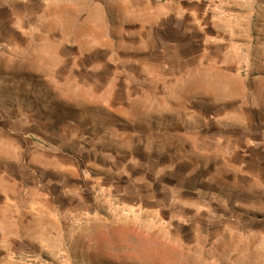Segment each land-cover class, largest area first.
<instances>
[{
    "label": "rangeland",
    "instance_id": "rangeland-1",
    "mask_svg": "<svg viewBox=\"0 0 264 264\" xmlns=\"http://www.w3.org/2000/svg\"><path fill=\"white\" fill-rule=\"evenodd\" d=\"M0 264H264V0H0Z\"/></svg>",
    "mask_w": 264,
    "mask_h": 264
},
{
    "label": "crops",
    "instance_id": "crops-1",
    "mask_svg": "<svg viewBox=\"0 0 264 264\" xmlns=\"http://www.w3.org/2000/svg\"><path fill=\"white\" fill-rule=\"evenodd\" d=\"M14 2V0H10V2ZM9 13L11 14V15H14L15 14V9H14V5H12V4H10L9 3Z\"/></svg>",
    "mask_w": 264,
    "mask_h": 264
}]
</instances>
